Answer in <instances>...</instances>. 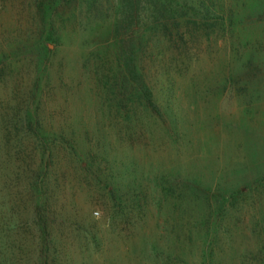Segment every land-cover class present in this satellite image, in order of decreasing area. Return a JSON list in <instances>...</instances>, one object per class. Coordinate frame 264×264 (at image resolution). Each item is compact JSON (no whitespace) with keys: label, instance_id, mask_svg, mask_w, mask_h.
Masks as SVG:
<instances>
[{"label":"rangeland","instance_id":"1","mask_svg":"<svg viewBox=\"0 0 264 264\" xmlns=\"http://www.w3.org/2000/svg\"><path fill=\"white\" fill-rule=\"evenodd\" d=\"M210 1L225 21L183 22L185 38L172 27L175 38L159 47L165 59H143L150 79L161 81L158 98L170 104L163 121L153 129L100 123L112 139L100 160L118 186L109 180L104 188L77 158L58 155L47 237L31 220L36 197L20 189L22 177L0 179V264H264V0ZM113 5L61 10L52 70L61 79L52 76L41 98L43 126L71 132L78 120L90 131L100 88L88 72L91 87L83 85L82 72L99 78L113 65L94 56L111 41L103 16ZM38 17L33 0H0V126L7 130L31 99ZM135 179L134 190L125 187ZM119 187L123 201L143 196L137 212L108 199ZM6 217L19 225L7 229Z\"/></svg>","mask_w":264,"mask_h":264},{"label":"trees","instance_id":"2","mask_svg":"<svg viewBox=\"0 0 264 264\" xmlns=\"http://www.w3.org/2000/svg\"><path fill=\"white\" fill-rule=\"evenodd\" d=\"M33 1L39 16L40 33L37 38L39 50L32 65L35 73L32 77L31 99L26 103L22 114L10 118V123L13 122L14 126L9 130L0 126V179L7 178L13 173L22 177L20 189L22 191L30 189L36 197L31 220L38 231H44L50 228L48 221L52 208L50 204L58 188L55 182L60 162L57 158L63 156L71 157L72 160L77 158L83 165V172L95 181L104 183V188L110 185L109 180L112 185L118 186L115 183L118 176L107 178L103 165L106 160L104 158L100 160L104 150L107 155L106 149L112 141L109 130L100 123L111 120L117 124L122 122L125 125L139 124L142 129H153L158 121H163L164 111L171 109L168 108L170 104L168 98L164 104L158 98L159 92L164 90L161 81L158 78L150 79L143 59L148 57L153 64L165 59L166 54L159 47L162 40L171 41L175 38L172 27L179 38L181 36L185 38L183 22L186 23L188 20L193 23L202 22L206 27L212 20L225 21L226 18L224 10L213 5L210 0H113L114 5L109 18L107 15L103 16L111 41L100 53L94 54L98 61H106L113 65L109 67L107 64L103 69L105 74L100 72L99 78L94 71L83 69L82 72L83 85L89 89L91 84L96 82V86L100 88V96L90 93L93 95L91 99L96 108L88 123L90 131L79 130L85 125L81 126L82 122L75 120L73 130L65 132L47 125L43 126L37 112L44 92H48L49 81L53 80L50 78L54 76L55 79H61L55 76L56 73L52 74L54 57L58 50V44H55L58 39L56 36L59 30L58 19L61 18L64 6H72L76 11L82 12L88 2L94 3L97 0ZM230 18L232 20L233 16ZM110 47L113 51L109 56L107 52L110 51ZM8 54L6 53L5 60L12 59ZM106 54L108 58H105ZM252 64L249 67L251 75L257 70V66L253 67ZM86 72L92 80L91 84L84 82ZM103 95L107 96L106 100ZM20 123L22 127L19 128ZM11 152L14 153V158L5 156ZM134 184L137 185L136 179L128 182L125 187L134 190ZM113 188L108 190V199L112 204L119 207L121 212L125 209L129 214L137 212L139 207L136 206H140L139 199L143 196L138 193L136 197L128 199L127 202L132 201L131 205L121 200L120 187L117 190ZM228 203L229 199L223 198L221 201V205ZM5 209L7 207H4L3 211ZM5 221L9 230L19 225V221L14 217H6ZM44 233L49 237L48 232ZM44 258L47 259L45 254Z\"/></svg>","mask_w":264,"mask_h":264}]
</instances>
